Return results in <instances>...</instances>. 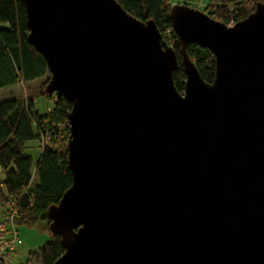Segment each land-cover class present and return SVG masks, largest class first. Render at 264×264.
I'll return each mask as SVG.
<instances>
[{"label": "water", "instance_id": "obj_1", "mask_svg": "<svg viewBox=\"0 0 264 264\" xmlns=\"http://www.w3.org/2000/svg\"><path fill=\"white\" fill-rule=\"evenodd\" d=\"M24 3L45 91L72 103L54 264H264V2L232 25L171 6L183 92L153 19L119 0ZM191 42L212 51V82Z\"/></svg>", "mask_w": 264, "mask_h": 264}, {"label": "trees", "instance_id": "obj_2", "mask_svg": "<svg viewBox=\"0 0 264 264\" xmlns=\"http://www.w3.org/2000/svg\"><path fill=\"white\" fill-rule=\"evenodd\" d=\"M212 1L216 5L208 14L232 25L248 16L258 1L264 0ZM119 2L139 19H153L165 37L171 35L172 45L180 55V43L173 28L170 15L172 3L169 0ZM0 23L8 24L0 26V87L44 77V83L47 84L50 76L48 63L29 40L30 29L24 0H0ZM187 51L203 79L212 82L215 77L212 51L195 42L188 44ZM173 75L177 89L183 92L186 72L180 56L179 66ZM46 95L50 98L55 96V101L52 111L45 113L35 108L32 98L27 99L26 104L16 98L0 100V165L4 172L2 184L5 187V191L0 190V204L3 207L10 197L18 200L17 225H34L43 220L49 226L51 219L46 215L48 207L59 202L73 181L68 164L67 142L58 136L59 133H69L64 123L72 103L62 95ZM35 124L38 133L34 131ZM43 134L50 135L52 145H42V152L33 170L32 156L25 150V143L34 137L41 139ZM33 176L37 178L36 182ZM64 250L61 236L52 232L49 240L29 252L24 264H54ZM0 264L9 263L0 260Z\"/></svg>", "mask_w": 264, "mask_h": 264}, {"label": "rangeland", "instance_id": "obj_3", "mask_svg": "<svg viewBox=\"0 0 264 264\" xmlns=\"http://www.w3.org/2000/svg\"><path fill=\"white\" fill-rule=\"evenodd\" d=\"M172 5L175 3H184L186 2L188 5L196 7L206 13H209L216 2H210V0H169ZM264 2V1H262ZM8 25V24H7ZM165 37V36H164ZM166 39L168 41L167 44L171 45L172 37L170 34L166 35ZM173 46V45H172ZM44 78L35 79L29 82H18L13 85L0 87V100H5L8 98H16L18 100H22L23 104H26L27 99L32 98L35 103V108L45 113L47 111H52L55 96L50 98L46 94L45 91L46 84L44 83ZM55 95V93H53ZM35 133H38V129L36 124L34 125ZM69 134V133H68ZM68 134H60L59 138H65L66 142L68 141ZM60 143V142H59ZM59 143L56 146H59ZM25 150L32 156V160L34 163L33 170L35 168V163L37 162L40 154L42 152V139L39 137H34L29 139L25 143ZM4 177L3 169L0 165V186L3 191H5L4 185L1 183ZM33 181L36 182L37 178L33 176ZM2 205L0 204V210ZM19 235L22 239V242L18 245L16 251L13 254V258L8 262L9 264H24L27 260L28 254L30 251L39 248L41 245L45 243V241L49 240L52 236V231L48 226L46 221L41 220L39 223L34 225L27 224H19L17 225Z\"/></svg>", "mask_w": 264, "mask_h": 264}, {"label": "built area", "instance_id": "obj_4", "mask_svg": "<svg viewBox=\"0 0 264 264\" xmlns=\"http://www.w3.org/2000/svg\"><path fill=\"white\" fill-rule=\"evenodd\" d=\"M163 38L168 43L164 35ZM64 125L69 129L68 119L66 120ZM41 139L43 146L47 144L52 145V143L50 142V135L46 136L45 134H43ZM18 214V200L14 197H10L4 204L2 212L0 214V260L10 262L18 245L22 242L16 222Z\"/></svg>", "mask_w": 264, "mask_h": 264}, {"label": "crops", "instance_id": "obj_5", "mask_svg": "<svg viewBox=\"0 0 264 264\" xmlns=\"http://www.w3.org/2000/svg\"><path fill=\"white\" fill-rule=\"evenodd\" d=\"M7 25V23H0V26H6ZM4 178V177H3ZM3 180V179H2ZM1 183H2V181H1ZM0 190H3L2 189V187L0 186ZM2 209H3V207L1 208V210H0V214H1V212H2Z\"/></svg>", "mask_w": 264, "mask_h": 264}]
</instances>
